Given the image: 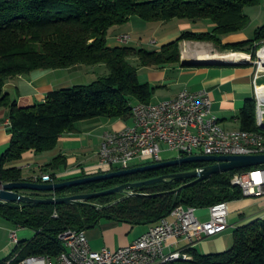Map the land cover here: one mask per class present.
Here are the masks:
<instances>
[{"label": "trees", "instance_id": "obj_1", "mask_svg": "<svg viewBox=\"0 0 264 264\" xmlns=\"http://www.w3.org/2000/svg\"><path fill=\"white\" fill-rule=\"evenodd\" d=\"M260 0H0V106L8 109L11 135L9 147L0 154V184L31 182L21 169L14 167L27 152L42 153L53 149L59 139L75 130L79 122L106 117L131 116L132 104L150 103L155 87L141 85L139 68H158L179 64V44L185 41L211 43L218 51L245 53L255 59L264 47V25L252 39L223 43L222 38L243 31L247 7ZM145 23L178 19L189 22L209 21L210 32L184 31L178 39L157 51L129 46H107V33L131 18ZM104 65L108 74L90 84L51 92L45 101L20 108L4 93L9 81L35 70L69 69L75 66ZM241 129L259 131L255 122V102L247 100L238 114ZM65 163L54 158L42 170L55 171ZM207 164L195 163L133 176L65 188L56 197L105 191L126 183L162 175L193 171ZM219 173L177 194L156 197L113 194L84 204L43 205L0 203V217L16 228L35 232L31 240L19 241L15 257L0 264H17L30 256L57 257L64 251L59 235L67 230L85 231L101 221L131 226L156 225L169 217L179 205L204 209L220 202L243 198L232 176L254 168ZM56 182L54 175H50ZM189 180L156 184L129 193L158 194L175 190ZM52 196L36 195L43 198ZM57 214V217L53 215ZM230 250L199 255L189 249L188 262L169 264H264V221H255L235 230Z\"/></svg>", "mask_w": 264, "mask_h": 264}, {"label": "crops", "instance_id": "obj_2", "mask_svg": "<svg viewBox=\"0 0 264 264\" xmlns=\"http://www.w3.org/2000/svg\"><path fill=\"white\" fill-rule=\"evenodd\" d=\"M244 14L248 18V24L244 30L247 33L251 31L254 35L255 30L264 25V0H260L257 6L245 8ZM172 22L175 21L145 23L138 18H131L127 24L115 26L108 31L107 46L144 49L143 44L148 47L151 46V42H154L152 45L158 44L159 47L152 51H157L163 45L178 39L184 31L204 33L210 32L213 28V25L206 20L196 22L181 20V23L175 25ZM169 25L170 27H167ZM244 30L223 37L222 42L237 43L250 39V33L245 34ZM123 35L130 37L127 44L119 42V37ZM147 37H156L158 40L154 38L149 41ZM183 44L185 42H181L179 48ZM195 44L202 43L196 42ZM194 48V51L189 48L188 54L181 57L179 64L164 65L158 68H139V83L155 87L150 103L173 99L183 90H205L210 95L212 110L221 126L227 130H240L238 114L247 100H254V66L252 64L234 66L210 63L207 60L211 59V56L197 59L193 52L204 50L210 53L211 50L203 45L194 46ZM215 50L217 51L216 48ZM107 74L108 70L104 65L35 70L9 81L4 87V93L18 107L27 108L43 103L51 92L77 85H87ZM8 123V109L0 106V154L7 150L11 141ZM131 123L130 116L119 119L98 117L79 122L75 125V130L64 134L53 149L42 153L27 152L14 167L21 169L25 178L32 179L42 174H52L56 179L55 183L101 174L96 167L102 135L105 132L119 131ZM166 153L172 152L166 151ZM59 156L65 160V163L57 170H42L45 165ZM174 158H178L177 155ZM174 158L162 159L165 161ZM228 213V228L224 232L196 242L191 249L199 255L219 254L230 250L234 243L233 235L236 229L255 221H264V197H243L228 202ZM197 215L201 221H206L208 219L207 208L198 209ZM149 228L148 226L101 221L95 227L85 230V234L92 250L100 251L106 248L115 251L133 243ZM14 229L17 228L0 217V261L12 260L15 257L16 245L11 243L10 238L11 231ZM34 235L35 232L32 230L17 229L19 241L31 240ZM186 247V242H180L175 249L185 250Z\"/></svg>", "mask_w": 264, "mask_h": 264}, {"label": "built area", "instance_id": "obj_3", "mask_svg": "<svg viewBox=\"0 0 264 264\" xmlns=\"http://www.w3.org/2000/svg\"><path fill=\"white\" fill-rule=\"evenodd\" d=\"M129 40L128 35L119 37L122 44ZM247 57L246 61L256 65L254 99L264 106V84H259L264 72L259 71V64L252 61L251 55ZM132 105L135 117L131 125L102 135L101 157L96 167L101 174L160 163L164 151L175 153L178 158L264 155V149L249 146V139L264 138V132L252 131V137H245L240 130L223 128L205 90H183L173 99ZM7 125L10 127V123ZM240 139H248V146H240ZM161 145L166 147L164 151ZM31 182L55 183L49 174L35 176ZM231 184L239 187L245 198L264 197V167L235 173ZM197 212L196 208L179 205L169 217L161 219L133 243L115 251L106 248L94 251L85 231L67 230L59 235L64 251L57 257L30 256L17 264H168L170 257H180L181 262V257H190L187 251L196 242L219 235L228 228L227 202L207 208L206 221H201ZM17 229L10 234L14 245L19 243ZM180 242L187 243L185 250L175 249Z\"/></svg>", "mask_w": 264, "mask_h": 264}, {"label": "water", "instance_id": "obj_4", "mask_svg": "<svg viewBox=\"0 0 264 264\" xmlns=\"http://www.w3.org/2000/svg\"><path fill=\"white\" fill-rule=\"evenodd\" d=\"M207 62L217 65H242L250 64L248 61L242 62H227L216 61L209 59ZM196 65V64H195ZM205 163V167L200 170H193L187 172H180L168 175H162L156 178L137 181L133 183H126L117 187L107 189L105 191L70 195L65 197H56L55 193L65 188H72L76 186H82L89 183H98L106 180L118 179L127 176H133L136 174H142L150 171L163 170L166 168L178 167L182 165ZM264 165V155L254 156H191L180 157L170 160H165L156 164H147L143 166L133 167L128 170L111 171L107 173L97 174L93 176L72 179L69 181L49 184H38L33 182H19V183H7L0 184V203H26V204H43V205H63V204H84L86 201L109 196L113 194H128L129 196H144V197H156L162 195L177 194L182 190L189 188L197 183L203 182L210 178L212 175L219 173H227L232 171H239L249 169L253 167H259ZM189 180L188 183L180 186L179 188L153 195L129 193L130 191L148 187L162 183H172L173 181ZM23 192H35V193H50L52 196L35 198L32 195L24 194Z\"/></svg>", "mask_w": 264, "mask_h": 264}, {"label": "bare ground", "instance_id": "obj_5", "mask_svg": "<svg viewBox=\"0 0 264 264\" xmlns=\"http://www.w3.org/2000/svg\"><path fill=\"white\" fill-rule=\"evenodd\" d=\"M198 51L199 50H197L195 53L193 52V54L196 55L197 59H201L204 57L205 58L210 57L209 54H206V52L203 53V52H198ZM186 54L187 53L185 51L184 53L181 54V57L183 58L184 55H186ZM247 55L248 54H245V53H236L235 55L229 56L227 58H220L218 55H213V56H211V59L216 60V61H227V62H240L241 61L242 62V61H246L248 59ZM196 58H194V59H196ZM258 64H259V71L264 72V48H262L258 52ZM254 100H255V122H256V126L259 129L258 132H264V106H262L258 102L257 99H254ZM134 104H141V103L137 102ZM130 117L132 120H134L135 109H134L133 105H132ZM240 134H243V136H245V137H252V131H246V130L240 129ZM240 146H248V139H240ZM249 146H259L260 149H264V138L263 137H256V138L249 139ZM100 157H101V149H99V152H98V158H100ZM62 246H63V242H62ZM178 261L180 262V257L168 258V264L172 263V262H178ZM188 261H190V257H181V262H188Z\"/></svg>", "mask_w": 264, "mask_h": 264}, {"label": "rangeland", "instance_id": "obj_6", "mask_svg": "<svg viewBox=\"0 0 264 264\" xmlns=\"http://www.w3.org/2000/svg\"><path fill=\"white\" fill-rule=\"evenodd\" d=\"M174 21L175 22H172L174 25L175 24H178V23H181L180 21L181 20H178V19H174ZM207 22H209V21H207ZM171 25V24H170ZM170 25L169 26H167V27H170ZM166 27V28H167ZM244 33L245 34H249L250 33V39H252V37H253V33L251 32V31H249V33H247L245 30H244ZM150 37H147V39L150 41V40H152V39H154V38H156V37H151L150 39H149ZM157 39V38H156ZM158 40V39H157ZM145 42H147L146 41V39H145ZM189 42H191V41H185V44H183L182 45V47L180 48V52H181V54L182 53H184L185 51H186V53L188 54V51L187 50H189V48L191 49V50H195V48H194V46H200V45H203V46H206V48L208 49V50H211V52L209 53L208 51L206 52V54H209V56H213V55H218L220 58H227V57H229V56H232V55H235L236 53H233V52H229V51H225V52H221V51H216L215 50V46L214 45H212L211 43H202V44H195L196 42H194V43H189ZM198 43H200V42H198ZM152 44H154V43H152L151 42V46L149 45L148 47L146 46V45H144L143 44V48L145 49V50H147L148 49V51L150 50V51H152V50H156L158 47H159V45L157 44V45H152ZM264 48V47H263ZM262 49V48H261ZM260 49V50H261ZM259 50V51H260ZM184 51V52H183ZM259 51H257L256 52V55H255V59H253L252 58V61L253 62H258V52ZM198 52H203V53H205L204 52V50H200V51H198ZM249 55V54H248ZM253 65V64H252ZM254 66V68H255V70H256V65H253ZM259 84H264V78L263 79H261L260 80V82H259ZM162 147H161V150L162 151H164L165 150V146L164 145H161ZM161 156H162V158L164 159V158H174L175 156H176V154H172V153H166V151H164L162 154H161ZM23 193H28V194H36V195H49L50 193H47V192H43V193H35V192H23ZM121 195V194H120Z\"/></svg>", "mask_w": 264, "mask_h": 264}]
</instances>
